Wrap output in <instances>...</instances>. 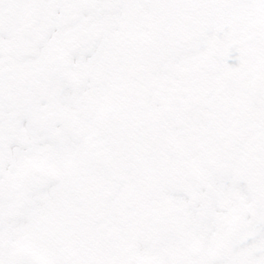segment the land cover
<instances>
[{
    "label": "snow or ice",
    "instance_id": "1",
    "mask_svg": "<svg viewBox=\"0 0 264 264\" xmlns=\"http://www.w3.org/2000/svg\"><path fill=\"white\" fill-rule=\"evenodd\" d=\"M0 264H264V0H0Z\"/></svg>",
    "mask_w": 264,
    "mask_h": 264
},
{
    "label": "bare ground",
    "instance_id": "2",
    "mask_svg": "<svg viewBox=\"0 0 264 264\" xmlns=\"http://www.w3.org/2000/svg\"><path fill=\"white\" fill-rule=\"evenodd\" d=\"M135 29H136V21L135 19H130L128 22V35L130 36L132 33H134ZM125 39L126 37H122V36L116 37L117 44L115 46L114 55L112 57L113 60L119 59L122 51L121 45L124 43ZM11 55H14V53ZM107 67H109V72H110L111 67L110 66ZM6 74H17L20 76V81H17L16 84L13 85V89L15 90V92L17 90L19 92H24L25 94L30 95V98H28L27 102L24 103L23 105L26 109H30L33 106L41 107L42 103L48 100V96L45 92L42 93L43 91L32 86L31 82L33 78L31 74L20 69V67L11 58L9 59V62L7 63L6 66ZM100 75H103L102 70ZM42 97L44 98L42 99ZM9 99H10V95H8L6 109L8 115L10 116V119L14 121L15 119L19 118V116H22L24 113L18 112L19 108L13 109L15 106L21 104V100L19 98L11 99V101ZM10 104H14V105H12L11 107ZM41 124L46 125V121L42 119ZM21 141L25 145L29 142V138L25 133L20 132L17 128L10 125L8 130V136L5 143L6 146L9 145L11 148L6 152L11 155H14L21 147L24 146V145L23 146L20 145Z\"/></svg>",
    "mask_w": 264,
    "mask_h": 264
},
{
    "label": "rangeland",
    "instance_id": "3",
    "mask_svg": "<svg viewBox=\"0 0 264 264\" xmlns=\"http://www.w3.org/2000/svg\"><path fill=\"white\" fill-rule=\"evenodd\" d=\"M102 71H103V75H100V76H101V79H103L105 73L109 72V67L105 66V67L102 69ZM9 81H10V83H12L10 77H9ZM42 93H44V92H42ZM8 95H9V92H8ZM43 98H44V97H42V99H43ZM8 101H9V100H8ZM47 103H48V100H47V101H44V102L42 103V106H41V107H43V106L46 105Z\"/></svg>",
    "mask_w": 264,
    "mask_h": 264
}]
</instances>
